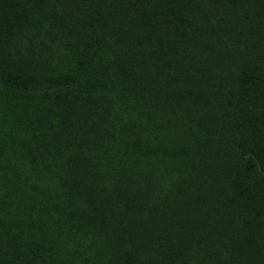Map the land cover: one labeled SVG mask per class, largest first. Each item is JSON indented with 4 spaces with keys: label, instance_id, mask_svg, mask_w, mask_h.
<instances>
[{
    "label": "trees",
    "instance_id": "16d2710c",
    "mask_svg": "<svg viewBox=\"0 0 264 264\" xmlns=\"http://www.w3.org/2000/svg\"><path fill=\"white\" fill-rule=\"evenodd\" d=\"M0 264H264V0H0Z\"/></svg>",
    "mask_w": 264,
    "mask_h": 264
}]
</instances>
